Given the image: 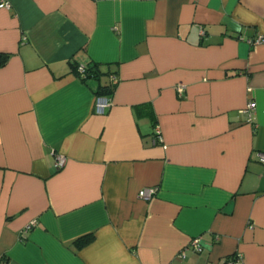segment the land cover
<instances>
[{"label":"crops","instance_id":"1","mask_svg":"<svg viewBox=\"0 0 264 264\" xmlns=\"http://www.w3.org/2000/svg\"><path fill=\"white\" fill-rule=\"evenodd\" d=\"M1 1L0 264H264V0Z\"/></svg>","mask_w":264,"mask_h":264},{"label":"built area","instance_id":"2","mask_svg":"<svg viewBox=\"0 0 264 264\" xmlns=\"http://www.w3.org/2000/svg\"><path fill=\"white\" fill-rule=\"evenodd\" d=\"M10 3L6 2V1H1L0 2V8H10ZM202 35H205L204 30L202 29L201 32ZM264 42V39H258L257 43H262ZM78 71V75L80 76V78L85 79L88 76V67L86 65H79L77 68ZM111 82H112V87H115L116 85H118L119 79L118 76L113 74L111 75ZM183 88H179V93L182 94L183 93ZM112 106V98L109 95H97L96 97V103H95V111L97 114L99 115H104L106 114L109 109ZM257 110V104L255 101H251L246 110L244 112H246L250 118H252ZM157 136L159 137V139L161 140V135H160V130L157 129ZM260 161L264 163V154L260 155ZM66 163V159L64 156L59 155L56 157L55 159V167L57 169H61L65 166ZM157 193V188H144L140 191L139 196L142 199L145 200H150L152 199ZM34 224V223H33ZM33 225H29L27 227V229H31ZM190 246L196 250V251H201L202 247H201V243H200V239L199 238H195L191 241ZM240 261V258L238 257L237 260H231L228 261L229 264H235L237 262Z\"/></svg>","mask_w":264,"mask_h":264},{"label":"trees","instance_id":"3","mask_svg":"<svg viewBox=\"0 0 264 264\" xmlns=\"http://www.w3.org/2000/svg\"><path fill=\"white\" fill-rule=\"evenodd\" d=\"M4 60H5V58H4ZM0 63H2V62H0ZM98 73H99L98 65L90 66V67H88V76H87V78L92 77V76H97ZM113 89H114V87L111 86V88L105 89L103 92L98 93V95L112 94ZM91 239H92L91 236H86V237H82V238L78 239L77 241H75L76 247L78 249L82 248L83 246L88 244L91 241ZM232 260H234V259H232ZM228 261H231V259L228 260Z\"/></svg>","mask_w":264,"mask_h":264}]
</instances>
